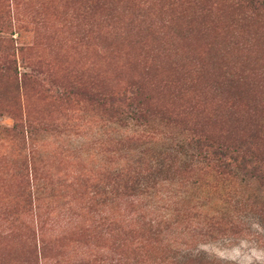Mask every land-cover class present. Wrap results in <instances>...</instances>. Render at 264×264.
I'll list each match as a JSON object with an SVG mask.
<instances>
[{"label": "rangeland", "instance_id": "rangeland-1", "mask_svg": "<svg viewBox=\"0 0 264 264\" xmlns=\"http://www.w3.org/2000/svg\"><path fill=\"white\" fill-rule=\"evenodd\" d=\"M239 2L0 0V264H243L217 250L264 248V188L189 143L194 122L246 131L264 98V20ZM187 74L188 125L139 115L185 108Z\"/></svg>", "mask_w": 264, "mask_h": 264}, {"label": "trees", "instance_id": "trees-1", "mask_svg": "<svg viewBox=\"0 0 264 264\" xmlns=\"http://www.w3.org/2000/svg\"><path fill=\"white\" fill-rule=\"evenodd\" d=\"M239 1L240 2L238 4L236 3L237 5H240V3H244L250 7L252 13L251 15H249V18L256 21L264 20V0ZM263 30L264 29H262V31ZM261 37L264 38V31ZM257 40L258 39H255L254 42L251 43L252 46L258 44ZM99 47L101 50H104L103 47H105V45L102 44ZM261 75L263 80L262 86L264 87V72ZM24 78L27 80V78H31V75L29 73H25ZM176 79H178L176 80V85L179 88V92H184V97H188V100H190L187 101L186 107L177 111L175 110V108L171 109L167 105L158 104V106H155V108L149 109L145 107L143 103H139L138 108H140L139 115L141 117L154 114L161 116V118L168 119L170 120V122H174L176 124L185 123L186 125H188L192 121L190 118H188V116L193 111V109L197 107L198 102L195 100L200 96L201 92L200 90H198V88H196L195 79L191 74H187L181 78ZM189 82L190 85H188ZM258 86L259 81H256L253 87V91H255V88ZM101 94L102 99L106 101L111 100L112 102H116L117 100L122 102V100L124 99L131 98V96L127 95V92L123 93L124 98H122V93L117 91L101 90ZM134 96H132V98ZM255 96L256 97L253 100L255 101L253 105V111H250L251 117H249V120L252 122L250 123V126H248V129L246 131L235 133V127H233L229 129L228 137L225 140H221L212 135L213 130L210 131V133L208 130L207 133L204 129H199L200 126L198 125V122H194L189 129L193 131V136L191 137L189 143L190 145H192V148H194L196 152L195 155L200 160L203 159L215 162L216 165L219 166V168H222V171L224 173L226 172L229 175L233 174V176H236L237 172H243L247 177L246 181H253L257 185H260L261 188H264V155L260 153V148L262 145H264V118H261L262 114H264V98L258 97L257 94ZM231 97L235 99L230 106L232 108L233 103L239 97L236 98L234 95H232ZM190 109H192V111L187 116L186 111ZM217 122H219V120H216V123ZM222 123L227 124L228 120L223 119ZM14 126H16V123L14 124ZM31 126L32 124L30 123V129ZM230 135L233 138L228 141ZM158 166L172 165L166 164L164 161H161L159 162ZM160 171L162 172L161 169Z\"/></svg>", "mask_w": 264, "mask_h": 264}, {"label": "clouds", "instance_id": "clouds-1", "mask_svg": "<svg viewBox=\"0 0 264 264\" xmlns=\"http://www.w3.org/2000/svg\"><path fill=\"white\" fill-rule=\"evenodd\" d=\"M254 228H259L258 224L253 225ZM243 253V264H264V248L249 247L247 242L243 243L240 247L233 248L231 251L217 250V255L236 259Z\"/></svg>", "mask_w": 264, "mask_h": 264}]
</instances>
